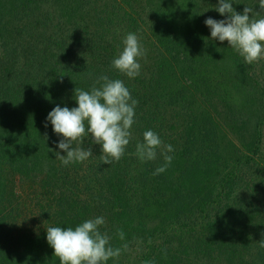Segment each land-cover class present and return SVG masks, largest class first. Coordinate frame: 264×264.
I'll list each match as a JSON object with an SVG mask.
<instances>
[{
  "label": "trees",
  "instance_id": "16d2710c",
  "mask_svg": "<svg viewBox=\"0 0 264 264\" xmlns=\"http://www.w3.org/2000/svg\"><path fill=\"white\" fill-rule=\"evenodd\" d=\"M217 4L0 0V264H60L46 228L96 217L114 248L128 245L107 264H264V92L254 99L253 64L211 39L204 21L226 19ZM246 5L259 11L258 0H233L238 13ZM129 32L146 50L135 78L111 66ZM101 75L138 101L132 139L103 164L86 138L93 156L64 166L47 115L77 107L75 88ZM234 76L252 97L237 101ZM146 130L174 149L155 176L160 150L154 161L135 155Z\"/></svg>",
  "mask_w": 264,
  "mask_h": 264
},
{
  "label": "clouds",
  "instance_id": "9594fccd",
  "mask_svg": "<svg viewBox=\"0 0 264 264\" xmlns=\"http://www.w3.org/2000/svg\"><path fill=\"white\" fill-rule=\"evenodd\" d=\"M258 5L259 11L246 5L243 12L238 13L233 7V0H218L215 11L226 19L209 17L204 21L211 30V39L227 41L247 65L264 60V0H258ZM122 43L124 47L111 61V66L122 75L135 78L140 75L139 60L146 56V50L132 32L126 34ZM74 99L77 107L57 105L46 118L54 133L63 137L57 147L66 155L57 151L56 159L64 166L88 160L93 156L92 149L82 145L90 137L92 144L100 145L103 164L120 161L132 139L131 129L138 104L124 81L101 75L89 91L75 88ZM158 149L164 163L156 168L154 176L164 173L171 166L173 156L168 153L174 151L173 146L164 144L153 130L144 131L143 141L135 145V155L142 163L156 160ZM104 224L103 217H96L75 228L49 226L46 228L47 243L60 264H107L110 259H118L128 245L114 248L108 233L100 230ZM117 235L124 239L122 230H117ZM261 247H264V240Z\"/></svg>",
  "mask_w": 264,
  "mask_h": 264
},
{
  "label": "rangeland",
  "instance_id": "374dc122",
  "mask_svg": "<svg viewBox=\"0 0 264 264\" xmlns=\"http://www.w3.org/2000/svg\"><path fill=\"white\" fill-rule=\"evenodd\" d=\"M253 76L255 78L254 82L257 84L256 89H253L252 87H249V91L252 93L253 98H257L258 95L261 93V90L264 92V60H261L258 63L253 64ZM233 81V89L232 94L237 99V101L240 103L242 101H245L247 99V94L252 97L251 93L248 91L247 85L240 80L239 77L234 76L232 79ZM264 108V106H263Z\"/></svg>",
  "mask_w": 264,
  "mask_h": 264
}]
</instances>
